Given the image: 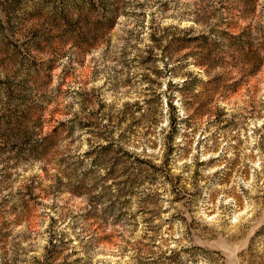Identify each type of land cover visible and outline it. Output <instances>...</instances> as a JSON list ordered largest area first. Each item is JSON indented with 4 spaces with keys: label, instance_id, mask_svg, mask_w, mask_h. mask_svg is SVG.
<instances>
[{
    "label": "rangeland",
    "instance_id": "rangeland-1",
    "mask_svg": "<svg viewBox=\"0 0 264 264\" xmlns=\"http://www.w3.org/2000/svg\"><path fill=\"white\" fill-rule=\"evenodd\" d=\"M0 264H264V0H0Z\"/></svg>",
    "mask_w": 264,
    "mask_h": 264
}]
</instances>
